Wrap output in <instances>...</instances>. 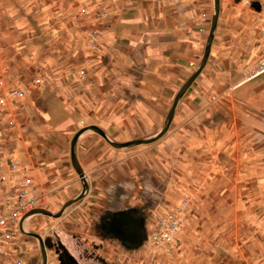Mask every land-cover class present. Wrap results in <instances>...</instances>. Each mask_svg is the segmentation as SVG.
<instances>
[{
    "label": "rangeland",
    "instance_id": "rangeland-1",
    "mask_svg": "<svg viewBox=\"0 0 264 264\" xmlns=\"http://www.w3.org/2000/svg\"><path fill=\"white\" fill-rule=\"evenodd\" d=\"M176 1L101 0L103 18L91 0H0V215L17 212L9 239L0 233V264H42L34 235L46 264H264V111L237 101L264 88V74L228 91L264 56V0H219L213 53L159 139L116 149L96 132L128 144L153 140L163 129L177 93L200 65L214 15V0H194L203 24L200 60L176 85L165 84L161 71L147 65L144 28L158 26L164 6L179 15ZM137 25L141 33L125 36ZM86 135L136 157L139 169L126 179L136 200L123 210L103 199L85 219L75 212L65 218L67 201L51 210L33 173L47 175L45 190L69 174L81 182L70 145ZM89 143L80 149L75 143L78 163ZM143 180L151 201L145 209ZM24 192L36 203L20 210ZM110 207L120 209L111 222L117 237L95 228V216L109 215ZM170 214L181 220L177 245L157 248L165 245ZM125 216L141 233L131 250L121 240L128 230L118 227Z\"/></svg>",
    "mask_w": 264,
    "mask_h": 264
},
{
    "label": "crops",
    "instance_id": "crops-1",
    "mask_svg": "<svg viewBox=\"0 0 264 264\" xmlns=\"http://www.w3.org/2000/svg\"><path fill=\"white\" fill-rule=\"evenodd\" d=\"M175 5H177V9H180L179 15L172 13L171 6H164L163 12H165V15H162L160 22L157 23L158 26L144 28V41L148 42L144 52L147 65L150 66L151 69L161 71V74L166 78L165 84L171 86L176 85L183 76L190 74L196 69L200 60V49L202 46L200 39L203 36L202 33L198 31V28L203 24L200 22L198 6L194 4V0H177ZM133 7L136 8L138 14L144 12L143 5H133ZM184 12H186V14ZM137 22H139V19L136 17L130 23L132 25ZM129 28L125 36L133 32L137 34L142 32V29L139 28L138 25L130 26ZM262 45H264V42ZM213 50L212 48L210 54L213 53ZM261 50L264 52L263 48H261ZM253 80L246 82L240 80L231 85L228 91L235 93L236 90H239L242 86ZM242 98V100L238 99L237 101L240 103H247L264 111V88H260L257 92L250 93L247 97ZM83 141L90 142V150L83 156L84 161L82 163L79 161L87 184V190L81 200L68 208L65 218L75 212L78 217H84L85 219L90 213L92 214L96 207L100 206V203L104 204L103 199H106L108 204H111V207L115 208L113 205L120 203L123 206V210L126 209L128 202L133 197L132 193L134 190L132 187L131 189L129 188L130 182L126 179L131 177L137 172V169H139V162H137L136 157L127 159L125 154H122L120 151L106 148L101 140L94 135H86L78 139L76 145L79 149ZM33 176L35 177L36 183L38 182L37 184H39L36 186L37 193L40 196H43L44 193L48 194L44 203H46L51 210L56 209L62 200L67 202L71 201L80 196L82 192V180L79 178L81 180L80 182L78 179L73 178L71 174H69L67 180L59 181L58 178L56 183L57 187L53 190L49 187H46L49 190H45L44 185H46L48 181L46 174L41 172L37 174L34 172ZM143 182L145 185L144 191L141 193L143 196H141L145 209L147 205L149 206L151 204V201L149 195L146 194L148 193L146 192V181L143 180ZM54 191L57 193L54 196H49V194ZM133 200L135 201L136 198L133 197ZM111 207L105 209L109 215L101 216L103 211H100L99 214L95 216V228L100 227L104 220H112L116 215L115 212L120 210L119 208L114 209ZM137 211L139 215H141L142 211L144 212L143 209ZM63 215H65V213ZM142 216L143 215L140 217L142 218ZM118 227L121 230H124L126 227L129 228L127 233L123 231V234L126 233V235H124L126 239L121 238V240H123V243L126 244L130 250L135 248L136 242H138L141 236V233H137L135 220L133 218L129 220L127 216H125V218L119 219ZM78 230L80 231V229H77V231ZM117 236L119 235H116V237Z\"/></svg>",
    "mask_w": 264,
    "mask_h": 264
},
{
    "label": "water",
    "instance_id": "water-1",
    "mask_svg": "<svg viewBox=\"0 0 264 264\" xmlns=\"http://www.w3.org/2000/svg\"><path fill=\"white\" fill-rule=\"evenodd\" d=\"M218 15H219V0H214V15H213V18H212L210 31H209V34H208V37H207V40H206V45H205L204 52H203V55H202V58H201V61H200V65H199L198 69L195 71V73L185 82V84L181 87V89L177 93V95H176V97H175V99L173 101V104L171 106V109H170V111H169V113L167 115V121H166V124L164 125L163 129L155 136V138H153V140L130 142L128 144H115V143H112V142H110L107 139V137L105 136V134L103 132H101L99 130H96V132L100 136H102L106 140V142H108L112 147H114L116 149H121V148L130 147V146H134V145H139L141 143H151V142L159 139L162 135H164L167 132V130L169 128V125H170V122H171V120L173 118V115H174V112H175V108H176V105H177L179 99L189 90L192 82L200 74V72L202 71V69L206 65L208 56L210 54V49H211V44H212L213 37H214V32H215L216 25H217ZM77 138H78V136H76L72 140L71 145H70V161H71V165H72L73 169L75 170L76 174L79 176V178L83 182L82 192H81L80 196H78L77 198H75V199H73L71 201H68L64 205L61 213H63L66 208L72 206L73 204H75L76 202L81 200L83 198V195L86 193V190H87V184H86V181L84 179V175L82 173V170H81V168H80V166L78 164V161H77V158H76V155H75V151H74V146H75V143L77 141ZM34 213H40V214H44V215H47V216H51L52 215L50 212H47L45 210H37ZM61 213L57 214L55 217L56 218L59 217L61 215ZM34 237L37 238V240L39 242L41 256H42V264H46L47 256H46V251H45L43 242H42V240H41V238L39 236L34 235Z\"/></svg>",
    "mask_w": 264,
    "mask_h": 264
},
{
    "label": "built area",
    "instance_id": "built-area-1",
    "mask_svg": "<svg viewBox=\"0 0 264 264\" xmlns=\"http://www.w3.org/2000/svg\"><path fill=\"white\" fill-rule=\"evenodd\" d=\"M93 3H96L99 5L98 11L100 12V15L105 18L107 17V10L104 8V6L101 4V0H91ZM260 38L264 42V28L260 31ZM93 41H96L98 39V35L94 34L91 38ZM264 74V56L260 58L253 68L246 74L249 80L255 79L261 75ZM17 94L21 93L20 91H16ZM2 105V102L0 101V107ZM14 170H16V165L14 166ZM23 197L26 198L24 202H22V205L20 207V210H23L25 208H29L34 206L36 203V199L34 198L32 192H24ZM17 217V212H12L7 215H0V233H3L4 240L6 241L10 237V230L12 228L14 229L15 220ZM162 222V221H160ZM166 224V233L163 234V241L165 242V245L157 247V248H167L170 250L171 247L176 246L178 239L176 237V234L181 227V220L179 218H176L174 214H170L168 217Z\"/></svg>",
    "mask_w": 264,
    "mask_h": 264
},
{
    "label": "flooded vegetation",
    "instance_id": "flooded-vegetation-1",
    "mask_svg": "<svg viewBox=\"0 0 264 264\" xmlns=\"http://www.w3.org/2000/svg\"><path fill=\"white\" fill-rule=\"evenodd\" d=\"M112 221H114V218L112 219V220H109V221H107V220H104V222H102V224H101V226L100 227H98L97 228V232L101 235V234H104L105 235V233L107 232V233H109V234H117L118 233V231H117V233L115 232V228H114V222H113V224L111 223ZM116 221V220H115ZM112 227V228H111ZM126 229L127 230H129V228L128 227H126ZM112 230V231H111ZM120 234V233H119ZM106 236V235H105Z\"/></svg>",
    "mask_w": 264,
    "mask_h": 264
},
{
    "label": "bare ground",
    "instance_id": "bare-ground-1",
    "mask_svg": "<svg viewBox=\"0 0 264 264\" xmlns=\"http://www.w3.org/2000/svg\"><path fill=\"white\" fill-rule=\"evenodd\" d=\"M251 80H253V79H251ZM243 82H246V81H250L248 78H245V79H243L242 80Z\"/></svg>",
    "mask_w": 264,
    "mask_h": 264
},
{
    "label": "trees",
    "instance_id": "trees-1",
    "mask_svg": "<svg viewBox=\"0 0 264 264\" xmlns=\"http://www.w3.org/2000/svg\"><path fill=\"white\" fill-rule=\"evenodd\" d=\"M61 263H62V264H66V263H65V262H63L62 260H61Z\"/></svg>",
    "mask_w": 264,
    "mask_h": 264
}]
</instances>
